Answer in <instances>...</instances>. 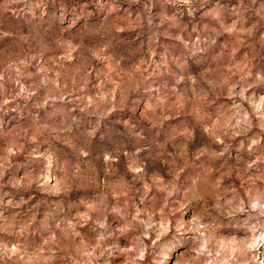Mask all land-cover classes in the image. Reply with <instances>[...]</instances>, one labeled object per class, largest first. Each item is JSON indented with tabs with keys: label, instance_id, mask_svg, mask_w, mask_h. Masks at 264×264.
Here are the masks:
<instances>
[{
	"label": "rangeland",
	"instance_id": "374dc122",
	"mask_svg": "<svg viewBox=\"0 0 264 264\" xmlns=\"http://www.w3.org/2000/svg\"><path fill=\"white\" fill-rule=\"evenodd\" d=\"M0 264H264V0H0Z\"/></svg>",
	"mask_w": 264,
	"mask_h": 264
}]
</instances>
